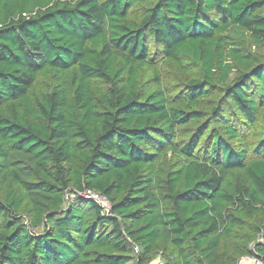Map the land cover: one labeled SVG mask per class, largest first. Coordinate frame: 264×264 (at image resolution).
<instances>
[{
	"label": "trees",
	"instance_id": "1",
	"mask_svg": "<svg viewBox=\"0 0 264 264\" xmlns=\"http://www.w3.org/2000/svg\"><path fill=\"white\" fill-rule=\"evenodd\" d=\"M232 31L264 47V0H0V264H264V60Z\"/></svg>",
	"mask_w": 264,
	"mask_h": 264
},
{
	"label": "rangeland",
	"instance_id": "2",
	"mask_svg": "<svg viewBox=\"0 0 264 264\" xmlns=\"http://www.w3.org/2000/svg\"><path fill=\"white\" fill-rule=\"evenodd\" d=\"M229 35H231L234 39H236V45L238 48L242 49L246 54L251 55L252 57H254L256 60H264V47H257L253 44H251L248 40H246L244 37H241L239 35V33H235V32H231L229 33ZM148 45L151 49L150 52V56L151 59L153 61V65L158 69L159 72V78L163 83V87H169L171 92H179L176 91V88H174L173 86H171V81L172 79L175 80L177 82V84L179 86L183 85L182 80L175 76L173 71H169V69L166 67V60L163 59V56L157 52L158 51V47L156 46V44L151 41L149 38L147 39ZM250 70V68H249ZM247 70V71H249ZM245 73L243 70H241L240 68H235L232 73L229 75V78L227 80V82L229 84L232 85L233 81L241 74ZM170 75V76H168ZM168 76V77H167ZM167 77V78H166ZM141 82H145V84L148 85H153L154 81L152 80V74L151 72H149L148 68H144L143 73L141 75ZM221 86L218 87V91H220ZM258 128H260L261 130L264 131V125L259 126ZM164 160L166 162H171L175 160V157H173L170 153L166 154L164 156ZM237 178H242L243 176L242 174L238 173V172H232L228 175V180L234 181ZM17 193L22 197L23 199V204L25 209H29V203L26 199V196L24 194V192H22V190L20 188H16ZM66 200H71L74 199L73 195L67 194L66 195ZM5 199V193L3 192V190L1 189L0 186V202H3V200ZM100 200V199H99ZM67 202H65V206L67 205ZM107 209L109 207L108 203H107ZM21 217L23 219V222L25 224H27V215L26 214H21ZM259 218H261V215H259ZM258 222L251 220L250 221V226L254 227V225H256ZM261 226V225H260ZM260 229H262L260 231ZM252 228H247V230H244V234L242 235V241L241 243L245 244L247 246V249H249L251 252H253L255 250V247L257 245H264V225H262L257 232H253L250 233L249 231H251ZM148 262L147 264H179V262L176 260V258L173 255V252L170 250V247L165 245L164 242L159 241L158 244L155 246L154 251L152 252V254L149 256L148 258ZM236 264H263V261L253 257V256H247V257H242L239 258L237 260Z\"/></svg>",
	"mask_w": 264,
	"mask_h": 264
},
{
	"label": "built area",
	"instance_id": "3",
	"mask_svg": "<svg viewBox=\"0 0 264 264\" xmlns=\"http://www.w3.org/2000/svg\"><path fill=\"white\" fill-rule=\"evenodd\" d=\"M82 196L85 197V198L91 199V200L95 201L96 203H98L99 206L103 209L104 213H108L109 212L110 205H109L108 200H106L105 198L101 197L100 195H97V194H94V193H91V192L87 191V192H84L82 194ZM107 203L109 205L108 209H107V206H106Z\"/></svg>",
	"mask_w": 264,
	"mask_h": 264
}]
</instances>
